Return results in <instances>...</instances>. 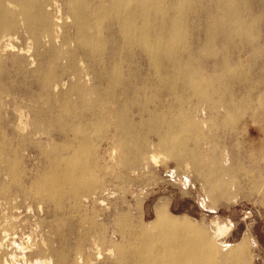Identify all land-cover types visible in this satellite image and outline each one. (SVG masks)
<instances>
[{
	"label": "bare ground",
	"instance_id": "1",
	"mask_svg": "<svg viewBox=\"0 0 264 264\" xmlns=\"http://www.w3.org/2000/svg\"><path fill=\"white\" fill-rule=\"evenodd\" d=\"M196 6L206 15L204 40L193 53L186 21L196 15ZM260 16L264 22V0H0V179L12 183L26 179L30 195L40 204L50 200L59 208L58 201L71 198L93 208L94 196L109 194V182L102 184L92 170L98 159L92 158V137L109 117L116 136L111 142L127 171L142 166L141 150L147 149L146 139L135 130L160 129L154 133V150L177 165H189L209 187L218 188L225 182L219 177L229 170L205 163L197 124L187 108L181 112V101L196 98L220 105L223 112L217 124L236 129L243 117L235 114L241 103L237 108L225 94L230 82L248 81L250 70L243 66L241 48L249 47L247 60L262 51L257 45ZM234 53L235 58L228 57ZM136 54L146 62L144 75L140 67L131 70V61L122 68L123 60ZM202 60L214 62L217 71L202 73L198 66ZM92 61L97 70L81 68ZM10 74L21 76L24 84L14 86L16 79L5 77ZM26 81L35 93L24 105L25 113L15 118L7 97L11 90H24ZM146 91L165 93L178 105L140 98ZM131 101L139 104L128 112L124 107ZM21 119L30 126L24 136L18 133ZM33 138L41 172L27 175L20 168L19 154L24 159L28 148L21 146L22 141L30 143ZM190 141L193 147L188 146ZM7 192L1 181L0 195ZM153 215L146 225L136 216H126L134 221L129 235L117 231L109 236L90 219L91 229L78 234L83 244L79 264H109L110 253L118 264H245L242 244L226 253L217 238L184 217L170 215L163 204ZM102 253L105 258L96 262Z\"/></svg>",
	"mask_w": 264,
	"mask_h": 264
},
{
	"label": "rangeland",
	"instance_id": "2",
	"mask_svg": "<svg viewBox=\"0 0 264 264\" xmlns=\"http://www.w3.org/2000/svg\"><path fill=\"white\" fill-rule=\"evenodd\" d=\"M196 8L193 19L189 17L186 21L187 30L192 35L189 44L193 53L199 52L204 40L203 17L206 15L204 8ZM259 30L257 45L263 48L258 51L257 58L247 60L249 47L241 48L243 66L246 68L248 65L250 70V74L246 75L248 81L230 82L225 94L226 99L232 97L237 108L241 103V109L235 114H243V117L236 129L219 127L216 118L223 112L220 105L212 106L196 98L181 101V112L184 113L187 108L197 124L198 145L205 163L215 170H229V174L219 177L220 181H225L224 184L213 189L189 165H177L157 149L155 151L154 133L160 129L151 132L145 127L135 130L138 137L146 139L147 149L141 150L142 166L135 171H127L119 163L118 150L113 148V137L116 136L107 117L104 129L92 137L93 160L96 161L98 156L96 167L92 170L95 176L100 177L102 184L109 182V194L94 196L97 203L93 208L87 207V201L74 202L71 198L58 201L59 208L50 200L40 204L38 199L30 195L27 188L29 181L26 179L17 183H12L9 178L0 179L9 189L5 195H0V264H79V251L83 244L78 234L89 227L91 229L90 219L102 225V229L106 228L109 236L117 231L129 235L134 231L133 220L130 223L126 216H136L141 225H146L153 219L155 207L162 204L170 215L178 219L184 217L200 225L211 237L217 238L226 253L231 247L242 244L247 256L245 264H264V22L261 16ZM233 55L229 54L228 57L235 58V53ZM130 61L133 66L131 70L140 67L142 75L148 72L146 62L139 54L126 57L122 68L125 69ZM84 65L90 70H97L94 61L84 62L81 68ZM198 66L202 73L217 71L216 64L211 60H202ZM5 77L16 79L14 86L25 82L19 75ZM250 79L252 82H249ZM25 86L24 90H11L7 97L12 103L8 110L12 109L15 118L25 113L24 105L29 103L35 93L28 81ZM139 96H148L153 100L157 98L155 103L160 99L164 106L167 103L174 107L178 105L165 93L146 91ZM2 97L4 99L6 94ZM214 101H217V97ZM137 104L139 102L131 101L124 108L131 112ZM73 107L75 105L72 103ZM148 107L151 109L152 105ZM251 119L255 124H251ZM21 122L18 133L24 136L23 132L30 126L23 124V119ZM46 130H49L48 126ZM67 135L72 136V133L68 132ZM35 139H31L30 143L19 141L23 142L22 147L28 148L24 159L19 154L20 168L27 175L41 172V162L34 147ZM193 145L192 141L188 144L189 147ZM19 184L24 187H17ZM90 255L92 258L93 254ZM110 255L109 264H118L116 256ZM103 258L104 253L102 259L96 262Z\"/></svg>",
	"mask_w": 264,
	"mask_h": 264
}]
</instances>
